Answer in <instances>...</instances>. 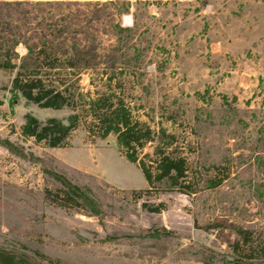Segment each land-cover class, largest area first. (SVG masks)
I'll use <instances>...</instances> for the list:
<instances>
[{
    "label": "rangeland",
    "instance_id": "1",
    "mask_svg": "<svg viewBox=\"0 0 264 264\" xmlns=\"http://www.w3.org/2000/svg\"><path fill=\"white\" fill-rule=\"evenodd\" d=\"M74 10L101 42L102 68L113 56L122 68L116 93L156 132L139 158L153 167L159 145L183 156L187 188L148 186L114 134L98 137L88 102L107 88L89 73L70 88L82 123L68 145L24 137L27 113L66 119L72 109L14 94L15 71L0 68V246L32 264H264V0ZM55 173L89 199L71 201Z\"/></svg>",
    "mask_w": 264,
    "mask_h": 264
},
{
    "label": "trees",
    "instance_id": "2",
    "mask_svg": "<svg viewBox=\"0 0 264 264\" xmlns=\"http://www.w3.org/2000/svg\"><path fill=\"white\" fill-rule=\"evenodd\" d=\"M117 2L12 0L0 4V68L15 71L11 91L43 108L72 109L66 119L51 116L42 120L27 113L21 133L24 137L35 138L37 142H45L50 148L68 145L69 138L82 123L76 95L70 88L79 85L82 76L89 73L92 83L101 82L107 88V92H97L88 102L98 137L106 138L114 134L125 157L143 172L148 186L153 187L157 183L166 188L180 187L185 190L187 165L183 156L172 155L159 145L154 150L156 158L153 167L139 158V150L146 142L154 140L156 132L145 122L134 118L130 104L116 93L115 89H121L125 83L122 68L117 67L118 61L114 56L106 60V66L102 68L104 60L100 40L97 36H87L84 29L86 21L75 17L74 7L114 6ZM90 17L92 22L99 18V13L96 11ZM20 45L25 48L22 55L18 51ZM87 129L96 136L92 125ZM5 146L15 153L24 154L22 149L17 151L10 140L5 142ZM148 155L144 153V156ZM55 176L66 187L71 201L78 203L83 197L89 199L77 184L60 174L55 173ZM236 233L246 241L250 231L238 228ZM229 246L237 252L239 241H231ZM0 263L32 264L2 246Z\"/></svg>",
    "mask_w": 264,
    "mask_h": 264
},
{
    "label": "water",
    "instance_id": "3",
    "mask_svg": "<svg viewBox=\"0 0 264 264\" xmlns=\"http://www.w3.org/2000/svg\"><path fill=\"white\" fill-rule=\"evenodd\" d=\"M0 264H3V263H0Z\"/></svg>",
    "mask_w": 264,
    "mask_h": 264
}]
</instances>
